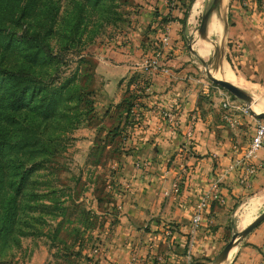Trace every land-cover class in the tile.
Here are the masks:
<instances>
[{
    "label": "rangeland",
    "instance_id": "374dc122",
    "mask_svg": "<svg viewBox=\"0 0 264 264\" xmlns=\"http://www.w3.org/2000/svg\"><path fill=\"white\" fill-rule=\"evenodd\" d=\"M195 1L190 4V0H163L167 8L166 13L161 14L163 26L151 28L149 24L148 28H143L157 35L148 39L147 50L140 51L138 70L130 71L128 77L115 85L113 79H105L106 67L118 63L111 58L113 51L129 47L130 36L138 23L136 17L144 14L145 2L148 4L149 0H114L110 7L104 8L83 6L82 0H0L1 12L8 3L14 9L24 4L36 6L29 19L20 18L14 25L7 20L2 26L0 71H16L21 62L20 49L15 48L20 36L24 32L43 34L48 19L54 17L53 34L47 36L54 63L50 67L36 68L34 75L37 81L53 86L71 80L80 95L79 101L69 103L63 110L67 117H58L47 125L29 124L25 119L27 115L20 116V111L13 114L8 123L0 103V131L6 133L11 142L20 141L24 130H30V135L36 134L47 142L42 156L20 163V154L12 155V162L5 167L10 180H14L11 166L28 168L34 163L39 170L30 177L32 183L17 197L15 228L11 236L0 241V264H112L131 239L145 246L150 241L145 234H160L159 230L149 229L148 223L155 222L158 228L161 225L166 236L172 233L170 227L176 220L173 214L177 211L181 191L177 178L168 195L163 198L158 195L152 207L150 203L147 209L140 208L142 223L135 227L137 236L125 227L127 221H131L128 198L134 192V172L139 169L140 174L148 173L151 167L147 165L155 159L154 150L149 148L146 153L142 146L145 142L142 128L149 127L153 121L141 117L144 112L155 108L160 111L157 122L162 131L168 133L162 138L163 142L166 136L172 139L177 133L181 135L182 126H192L203 142H219L233 152H244L255 125L264 121V111L257 114L252 110L256 106L264 107V87L240 81L241 64L235 51H231L232 44L224 37L210 40L212 51L208 56L201 57L197 53L194 36L202 30L205 33L211 13L222 12L224 7L223 0H204L191 19ZM152 8L159 16L156 7L152 5ZM174 10H178V14L172 13ZM184 10L188 16L182 24L178 19L182 18ZM16 16L15 13L14 18ZM164 38H167L165 43ZM107 61L112 64H106ZM173 63L178 70L189 66L182 80L185 89L161 101L163 107L148 99L145 101L153 93L152 78L169 77ZM225 68L232 73L233 81L222 77ZM213 79L237 87L249 97L248 101L238 98ZM224 103L229 105L224 108ZM191 136L190 149L194 142ZM178 145L175 144L174 150L169 148L167 153L164 147L155 149V155H160V150L165 155L166 168L178 163L182 154ZM161 191L165 193L166 189ZM257 198L260 200L252 221L245 227L239 226L245 207ZM202 199L206 204L201 219L206 218L207 223L214 220L209 223L212 226L208 234L215 244L211 255L202 259L205 264H231L239 246L250 245L244 242L255 232H264V182L232 206L220 207L218 216L205 212L208 204L220 201L219 198L210 191ZM202 199L192 210V217L200 210ZM119 226L125 229L120 230ZM249 227L250 230L241 235ZM192 228L195 229L193 225ZM250 246L258 249L264 264V245L262 249ZM140 247L132 251L134 256L146 254Z\"/></svg>",
    "mask_w": 264,
    "mask_h": 264
},
{
    "label": "crops",
    "instance_id": "0c3cea01",
    "mask_svg": "<svg viewBox=\"0 0 264 264\" xmlns=\"http://www.w3.org/2000/svg\"><path fill=\"white\" fill-rule=\"evenodd\" d=\"M152 5L156 7L159 16L155 12L153 13ZM222 5L224 7L222 12L213 11L208 18L206 32L197 34L200 39L204 38L202 40L209 44V51L206 56L211 54L212 51L210 40L212 38L220 40L224 37L227 43L232 44L231 51H235L239 60L238 63L241 64L240 81L249 86L264 87V0H223ZM144 6V14L136 17L138 23L135 26L136 31L130 36L129 47H121V49L113 51L111 58L118 61V63L106 67L107 75L105 79H113L112 83H115V85L122 78L128 77L130 71L138 70L140 51L145 49V46L147 47L146 44L150 41L148 40L150 37L157 35L143 28H148L149 24H151V28L163 26L160 24L161 14L164 11L166 13L167 10L163 0H149L148 4L145 2ZM175 12L177 13L178 10H174L172 13ZM193 18L191 17V19ZM197 35L194 36V40ZM194 40L193 46L195 47ZM228 48L226 53H228ZM107 63L112 64L110 61H107ZM170 67L169 72L171 74L169 77L152 78L153 85L151 88L153 93L150 97L145 98V101L148 99L149 102H156V104L163 107L161 104L163 100L170 99L179 94L180 90L185 89L182 80L183 77L186 78V71L189 66L178 70L177 64L173 63ZM253 80H257V82L254 83ZM180 95L187 96L188 94L181 93ZM159 115L160 111L158 112L155 108L153 111L144 112L141 116L147 117V120H153L152 122L149 121V127L142 128L141 133L145 137V142L142 143V146L145 147L144 150L146 153H148L147 149L149 148L154 150L155 159H152L147 165L151 167L148 169V173L140 174L139 169L134 172L135 179L132 181L134 192L128 198V216L131 221L128 220L125 227L137 236L135 227H139L138 224L142 223L140 208L147 209L150 203L152 207L153 200L158 195H161L160 198L168 195L171 191V184L177 178V181L181 182L179 187L181 191L177 211L173 214L176 220L174 226L170 227L173 231L172 233H166V236L161 225L158 228L157 223H148L149 229L159 230L160 234L156 235L153 232L145 234L147 239L150 240L148 245L145 246H142L139 242H133L136 239H131L128 242L129 244H125L122 255L118 256L112 264H205L202 258H208L215 247V244L210 241L211 235L208 234L212 226L209 223H213L214 220L207 223V219L202 217L200 225L193 229L191 224L192 210L206 193L213 192L214 189L212 188L214 186L216 192L213 193L215 198H219L220 201L209 203L205 214L218 216L221 210L220 207L232 206L238 200H242L249 190H255L264 182V148L257 153L255 159L246 160L244 158L255 129L252 131L244 152L236 153L225 144L203 142L200 137H197V133L195 130L193 131L192 126H182L181 135L177 133L172 139H168L166 136V139H164L166 141L163 142L162 138H165L164 136L168 133L162 131L161 124L157 122ZM190 136L194 139V142L191 143V149L188 146L190 145ZM151 140L154 143H151ZM175 144H179L177 148L182 154L176 165L174 162L172 163L175 167L166 168L165 155L161 153V150L164 147L167 153L169 148L175 149ZM156 145L161 149L160 155H155ZM179 146L181 147L179 148ZM161 184H163L162 187H160ZM162 189H166L165 193L167 194L163 193ZM253 217L249 222L252 221ZM246 225H242L239 219V226L245 227ZM119 227L120 230L125 229L124 226ZM263 233L262 230L255 232L244 243L248 242L250 245L253 244L255 247L262 249L264 245ZM139 245L146 254L134 256L132 251ZM250 245L242 244L239 246V250L235 253V259L231 260V264H263L261 255L257 252L258 249L255 250L256 248L254 249Z\"/></svg>",
    "mask_w": 264,
    "mask_h": 264
},
{
    "label": "trees",
    "instance_id": "16d2710c",
    "mask_svg": "<svg viewBox=\"0 0 264 264\" xmlns=\"http://www.w3.org/2000/svg\"><path fill=\"white\" fill-rule=\"evenodd\" d=\"M113 1L82 0V3L83 6L91 8H104L110 7ZM192 2L193 0H190L189 3ZM34 8L24 4L21 8L16 6L14 9L8 3L3 11H0V30L7 20L14 25L20 21V18L29 19L28 16ZM79 9L81 10L82 6ZM15 13L17 16L14 18ZM187 16L188 12L184 10L182 18L178 19L179 22L185 23ZM54 23V17L49 18L43 34L24 32L19 38V44L15 45V48L20 49L19 68L16 71H0V103L5 110L3 117L8 123L11 122L12 115L20 111V116L27 115L25 119L30 121L29 124L36 122L38 125H47L58 117H67L63 110L69 107V103L80 100L77 88L71 80H65L62 84L53 86L51 83L37 81L34 75L36 68L50 67L54 63V57L47 42V36L53 34ZM30 133V130H24V133L20 135V141L11 142L7 134L0 131V241L11 236L16 224L17 197L32 183L30 177L39 170V166L34 163L28 168L21 165L11 166L10 173H13L11 176L14 180H10L5 167L9 164L8 162H12V155L20 154L21 163L42 156L46 149L47 142L36 134L32 136ZM46 139L50 141L49 137Z\"/></svg>",
    "mask_w": 264,
    "mask_h": 264
},
{
    "label": "bare ground",
    "instance_id": "6f19581e",
    "mask_svg": "<svg viewBox=\"0 0 264 264\" xmlns=\"http://www.w3.org/2000/svg\"><path fill=\"white\" fill-rule=\"evenodd\" d=\"M202 3H203V0H197V1H195L194 5H193L192 12H191V17L192 18L200 10ZM202 39H204V38H202ZM202 39H200V37L197 36L194 44H195V46L197 48V51L200 54V56H206L208 54V51H209V44L206 43V41H204ZM222 77L225 80L233 81L232 73L227 68H225L223 70ZM252 110H253V112H255L257 114L258 113L260 114L262 111H264V107L256 106V107H253ZM259 200H260V198H257L255 200L251 201L245 207V209L243 211L242 221H241L242 222V225L248 224V222L251 220V218L255 215V213L257 211L258 201Z\"/></svg>",
    "mask_w": 264,
    "mask_h": 264
},
{
    "label": "built area",
    "instance_id": "2783aa9c",
    "mask_svg": "<svg viewBox=\"0 0 264 264\" xmlns=\"http://www.w3.org/2000/svg\"><path fill=\"white\" fill-rule=\"evenodd\" d=\"M162 41L163 43H165L167 41V38L162 39ZM152 64H155V63L152 62ZM228 105H229L228 103H224L223 107L226 108ZM263 148H264V121H261L255 125L254 134L250 139L249 146L245 154V159L246 160L255 159L257 156V153ZM213 192L214 193L216 192L215 188ZM205 204H206L205 199H202L200 210L196 211L194 216L192 217V225L194 226V228H197L202 221L201 215L203 213L201 211L205 207Z\"/></svg>",
    "mask_w": 264,
    "mask_h": 264
},
{
    "label": "water",
    "instance_id": "95a60500",
    "mask_svg": "<svg viewBox=\"0 0 264 264\" xmlns=\"http://www.w3.org/2000/svg\"><path fill=\"white\" fill-rule=\"evenodd\" d=\"M214 1H216V0H214ZM200 33L204 34V31L202 30V31H200ZM213 80L215 81L216 84H218L219 86H222L225 89L229 90L230 92H232L238 98L248 101L249 97L243 91L238 89L237 87H235L232 84H229L227 82H224V81H220V80L218 81V80H215V79H213ZM260 116H263V114H261ZM250 228L251 227H249L247 230H245L241 235L246 234L250 230ZM229 249H230V245L227 246V250H229Z\"/></svg>",
    "mask_w": 264,
    "mask_h": 264
}]
</instances>
